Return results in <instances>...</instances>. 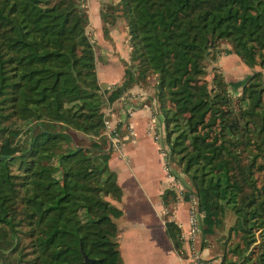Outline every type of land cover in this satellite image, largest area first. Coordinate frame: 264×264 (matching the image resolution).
<instances>
[{
  "label": "trees",
  "instance_id": "trees-1",
  "mask_svg": "<svg viewBox=\"0 0 264 264\" xmlns=\"http://www.w3.org/2000/svg\"><path fill=\"white\" fill-rule=\"evenodd\" d=\"M99 16L106 39L119 17L129 36L112 86L98 79L85 0H0V264H123L106 109L150 77L202 235L221 233L220 264H264V0H115ZM220 42L250 71L233 89L218 66L206 78ZM177 195L161 202L181 255Z\"/></svg>",
  "mask_w": 264,
  "mask_h": 264
},
{
  "label": "crops",
  "instance_id": "crops-1",
  "mask_svg": "<svg viewBox=\"0 0 264 264\" xmlns=\"http://www.w3.org/2000/svg\"><path fill=\"white\" fill-rule=\"evenodd\" d=\"M86 1L90 22L88 28L91 27L92 8L96 13L93 27L105 42L106 39L102 35V21L98 14L100 0ZM116 24L109 29L107 42L111 52L113 51L111 54L119 53L120 57H123L120 51L123 50V40L126 36L120 38L119 26ZM120 30L125 35V30L121 27ZM118 81L120 79L105 82L113 85ZM149 90L150 87L134 85L128 89L123 98L106 109L107 120L110 125L116 126L125 119L128 114L127 109L132 108L127 118L131 123L133 136L130 141L124 142L115 149L109 159V167L116 173L118 185L122 190L121 199L113 201L122 210V215L115 219L118 227L116 235L118 249L123 264H195L190 258V245L187 241L184 240L183 253L180 255L174 250L165 232L161 194L168 176L164 170L163 145L155 138L158 136L162 139L164 128L160 126L163 124L162 121L153 117L151 104H147L151 99ZM140 155L141 158L150 160L153 158L159 169L157 176L149 177L145 171L146 167L137 165L135 159ZM183 186H188V183ZM189 208L190 200L183 197L175 203L171 216L180 227L184 239L189 230ZM207 236L212 238L214 235ZM205 241L207 242V239L199 232L193 247L207 257L211 264H220L222 254L216 251L214 244L203 243Z\"/></svg>",
  "mask_w": 264,
  "mask_h": 264
},
{
  "label": "rangeland",
  "instance_id": "rangeland-1",
  "mask_svg": "<svg viewBox=\"0 0 264 264\" xmlns=\"http://www.w3.org/2000/svg\"><path fill=\"white\" fill-rule=\"evenodd\" d=\"M112 1H115V0H100L99 11L101 8L104 7L105 4L112 2ZM85 6L87 8V1L86 0H85ZM87 11H88V8H87ZM99 11H98V14H99ZM90 14H91V27H89L87 29V31H88V35L90 36V38L94 42L95 54L97 57L96 70H97L98 79L100 81V84L102 86H106L105 81H115L117 79H120V81H121L123 73H124L125 63L129 62V53L131 50L129 42H128L129 36L127 35V31H126V21L123 17H119L116 19V23L118 25L115 23L117 26H119L118 31L120 32V34H119L120 38H121V36L122 37L126 36V39L123 40V50L121 49V51H120L122 53L123 57H120L119 53L111 54L113 51L111 52V50H110V46L108 45L109 42H107L108 40L104 37L106 40H105V42H103L100 34L97 31H95L93 24L95 22L94 17H95L96 13L92 8L90 10ZM88 16H89V13H88ZM89 26H90V24H89ZM120 27L125 30V35H124L123 31L120 30ZM110 28H111V26H109V29ZM102 35H103V32H102ZM108 38H109V34H108ZM112 48H113V50H115L114 47H112ZM220 48L222 50L218 56L217 61L214 63H211L209 65V67L207 68L206 78H207V80H210L212 77V67L218 66L219 69L223 72L226 81L230 84V88L233 89L234 85L237 84L242 79H244L250 71H249V69H247L242 64V62L239 60L237 55L233 54L230 51V45L227 42H220ZM150 79H151L150 86H147V87H150V90H149V93H150L149 96L150 97L149 98H151V99H150V101H147V104H151L153 102L156 103V105H157L155 107L156 110L152 109L153 110L152 115H153V117L156 115L159 120H162V116L160 114L159 107H158L159 103L155 97V89L152 86L154 83L153 79L155 80V78L150 77ZM120 81H118L116 84L120 83ZM110 85L112 86V84H110ZM156 111H157V114H155ZM127 116H130V114H127ZM160 126H162V128H164L163 125H160ZM160 130H162V129L160 128ZM70 131H71L72 137L75 140V142H79V141L81 142L84 140L85 141L83 142V144H86L88 142L89 139L84 137L83 138L84 140H83L81 137L82 135L80 133L75 132L73 130H70ZM162 132H163L162 133V139H159V143L165 144V142H166V140H165V129ZM121 133H123V132H121ZM147 159L145 157L141 158V155H140L135 159V162H137V165L139 167L140 166L146 167L145 171L149 177L157 176L159 174V169H158V166L156 165V162L153 161V158L151 160L150 159L147 160ZM164 164H165V162H164ZM169 165H170V167H172V171L174 172L175 176L177 178H179V179H177V181L179 183H181L182 185L187 184L188 181H187L185 175L178 168L177 164H174L173 162L170 163V161H169ZM147 167H148V169H147ZM165 167H166V165H164V170H165L166 175L168 176L167 177L168 181L166 184H164V190L165 189H174L178 194L177 195L178 200L183 199L185 192L181 193V191L178 189L179 187H177L178 183L175 182L174 180L173 181L171 180V178L168 175V170H166ZM173 172H171V173H173ZM188 186H189V183H188ZM174 205L175 204H173V207H174ZM165 212H166V210L164 209V213L162 215L163 220H165V217H166ZM229 222H230L229 218H227L226 225H228ZM220 234L221 233L218 232L217 234H215L213 236L214 238L213 237L210 238V236H207V237L203 236L204 238L207 239V242L205 241L203 243L214 244V248L216 249V251H220V253L223 254V250H222L221 245L219 243H217V241L215 239ZM202 240H203V238H202Z\"/></svg>",
  "mask_w": 264,
  "mask_h": 264
},
{
  "label": "built area",
  "instance_id": "built-area-1",
  "mask_svg": "<svg viewBox=\"0 0 264 264\" xmlns=\"http://www.w3.org/2000/svg\"><path fill=\"white\" fill-rule=\"evenodd\" d=\"M156 103L153 102L151 103V108L156 110ZM130 109H127L128 114H130ZM157 114V111L155 112ZM127 114L125 119L121 120L116 126L110 125L109 121H106V130L105 134L108 138L110 147L114 151L115 149L119 148L120 145H123L124 142L126 143L127 141H130L132 136H133V130L131 123L128 121ZM156 119V115L154 116ZM156 122V121H155ZM163 125V124H162ZM123 132V133H121ZM157 140L158 136H155ZM162 154L164 157V162L166 165L165 169L168 170V175L171 178V180L177 182L179 187L178 189L182 192H185V187L177 181L175 177L172 175V167H170L169 163L167 162V156L168 152L166 147L162 148ZM179 179V178H178ZM188 193V199L190 200V208H189V230L187 232V236L185 237V241H187L188 245H190V258L195 264H211L210 260L203 256L202 253L198 250H196L193 247L195 237L196 235L201 232V225H202V214L198 209V200L197 197L194 193L192 192H187ZM184 239V235H182Z\"/></svg>",
  "mask_w": 264,
  "mask_h": 264
},
{
  "label": "water",
  "instance_id": "water-1",
  "mask_svg": "<svg viewBox=\"0 0 264 264\" xmlns=\"http://www.w3.org/2000/svg\"><path fill=\"white\" fill-rule=\"evenodd\" d=\"M84 264H91V260L86 255H84Z\"/></svg>",
  "mask_w": 264,
  "mask_h": 264
}]
</instances>
